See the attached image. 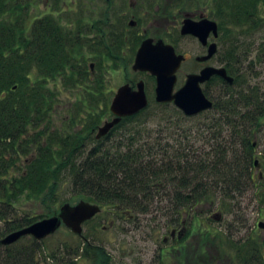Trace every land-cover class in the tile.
<instances>
[{"label":"trees","instance_id":"obj_1","mask_svg":"<svg viewBox=\"0 0 264 264\" xmlns=\"http://www.w3.org/2000/svg\"><path fill=\"white\" fill-rule=\"evenodd\" d=\"M226 2L227 7H223L220 17L223 34L230 32L226 24L228 19L237 25H247L249 30L251 24L254 27L264 22V17L256 16L254 12L260 0H221L222 6ZM7 3V0H0V206L15 207L22 196L37 199L41 194H44L43 203H56L58 191L65 183L71 182L75 194L118 209H123L120 205L124 204L131 206L132 211L145 212L152 209L150 206L156 198L169 197V207L177 216L172 222L178 223L185 212L195 211L201 201L237 198L245 193L252 158L246 150L248 136H239L238 132L245 125L246 119L241 111L249 100L244 84L253 72V66L242 67L248 54H244V58L236 56L231 64L236 68L235 82L226 86V90L215 99L213 108L208 110L212 114L206 128L212 132L209 137L213 141L212 157L188 152L182 139L178 138L183 136V131L186 138L189 135L186 130L178 132L176 123L174 132L170 136L164 135L173 138V143L159 140L163 134L151 141L149 138L154 135L146 130L148 123L138 118L144 111L122 119L120 123L124 125L118 140L111 138L112 130L105 140H97L94 131L99 124H94L87 136L89 139L74 136L69 142L70 138H62L55 144L43 145L38 143L39 129L53 121L55 106L60 101L59 83L66 87L80 86L88 76L87 66L78 60L85 59L81 29L88 25L92 27V23L84 22L71 28L60 25L52 16L54 14H50L47 16L50 18H39L28 28L20 23L23 22L20 16L8 21V15L24 8L9 11ZM226 10L230 11V16ZM28 16H25L26 21ZM52 80L57 90L50 86ZM233 114L242 116L240 121L238 117L237 124L233 122ZM181 115L188 119L192 117ZM166 123L162 130L169 133L168 126H172L169 121ZM33 127L38 130L34 135L30 132ZM30 137L33 139L29 140ZM90 143H94L91 148ZM32 145L37 146L36 154L25 159L22 162L25 166H22L16 157L29 153L32 147L27 146ZM56 212L58 210L54 209L38 217L22 216L9 220L2 214L0 217L9 224L7 232H12ZM79 237L85 238V235ZM0 246L3 248L0 264H36L32 248L25 250L26 253L13 255L8 254V245ZM85 252L98 257L97 249L86 238L71 254L72 257H81ZM213 258L211 255L212 261Z\"/></svg>","mask_w":264,"mask_h":264},{"label":"rangeland","instance_id":"obj_2","mask_svg":"<svg viewBox=\"0 0 264 264\" xmlns=\"http://www.w3.org/2000/svg\"><path fill=\"white\" fill-rule=\"evenodd\" d=\"M124 1L127 6L128 0ZM168 1L170 6L178 8L182 7V2L188 1V3L183 6L188 7L192 5L191 2L194 0ZM7 2L8 10H15L18 8L20 10V8H24L20 10L19 13L14 12L11 16L8 15V21H14L17 16H20L23 21L20 23L26 24L27 27L32 25L39 18L45 20L46 18H50L51 16L47 17L50 14H54L52 16L54 19H57L60 25L69 24L79 26L80 23L83 24L84 22H88V24L92 23L91 30L86 32L88 40L84 39L85 43L83 44V57L85 59L82 61L81 59L78 60V63H83L87 66L90 73L85 80L80 82V86H73V84L72 86L66 87L63 83H59L58 90H60V101L55 106V114H53L52 123L46 126L44 125L39 129L41 133L39 144L45 145L48 142L55 144L58 141H62V138H65V140L70 138L68 140L69 142L74 136L83 140L88 136L94 124H99L98 126L100 127L106 120L113 118L114 114L111 112L110 104L116 90L125 83L135 85L139 80L143 79L146 82L149 105L138 118L139 121H146L148 123L149 126H146V130H150L152 135H154L149 139L152 141L155 139L153 137L163 134L159 137V140H170L172 142L173 138L164 135L170 136V134L174 132L173 126L178 124V132L186 130L189 135V137L186 138L185 132L183 131V136L178 138L180 140L182 139V144L188 148V152L199 156L201 155L202 157H204V155L205 157L211 156L210 151L213 141L209 137L212 135V132L206 129L210 122V117L212 116L211 112L208 110L203 111L189 119L182 117L181 113L184 114V112L173 102L165 103L168 105H163V103L156 101V80L154 79V75L147 71H136L133 69L137 49H135V44L133 46V41L131 39L132 35L134 36L139 28H132L133 31L131 30L130 40L128 38L126 39V37L129 36V31H127L125 27L128 25L129 17L119 14L113 21L110 20L108 24L109 27L106 28V23L102 20L104 18L102 16L105 0H77L74 7L70 6V9L76 7L78 9L77 11H68L69 3L74 5L73 0H7ZM55 2H57L58 5H55ZM114 2L117 1L114 0ZM54 6H56L55 8H57V10H54ZM223 7L226 9L227 2L224 3V6L221 4L222 10ZM256 7L257 10L254 11L257 14L256 16L264 17V0H260V3L258 2V6ZM79 10H86L88 15L85 14L82 16L83 13L82 15L78 14L80 13ZM12 12L13 11L10 13ZM227 12V16H230V11ZM221 13L223 14V11H221ZM27 15H29V18L26 21L25 16L27 17ZM5 17L7 16L5 15ZM25 21L28 22V25ZM226 24L229 26L230 32L224 33L226 36H222L221 38V58L228 50L232 51L230 56H233V58L235 56L244 58V54H248L247 62H245L242 67L248 68L249 66H253L252 74L248 75L250 80L249 85L256 83L264 89V22H259L256 24L257 26L254 25V27L253 24H251V30L248 29L249 27L247 25H237L229 22V19ZM115 27L118 28V31ZM83 30L84 29L81 30L82 33L84 32ZM116 31L120 35L115 34ZM29 32L30 29L27 31V35H29ZM174 36L173 34V37ZM123 38L126 39L124 42H122ZM174 38L176 39L174 40ZM174 38H172L171 42L176 45L175 47H177L179 52H183L188 46L191 48L195 47V43L193 44L191 41L177 39V37ZM199 51L198 49L197 52ZM249 61H253L254 63ZM94 62L96 63L92 67V72H94L95 75L91 77L90 63ZM188 66L190 65L185 64V67H183L175 88L180 87L184 83L186 77L183 71L188 70ZM54 83L55 81L53 80L49 82L50 86L56 87ZM220 91H217V88H209V92L215 98L219 97ZM165 120H167L166 122L169 121L172 126H168L169 133L165 129L162 130L163 127L167 125ZM123 125V123H118L117 126L115 125L111 132L112 139H119L118 135L121 133L120 131H122ZM37 131L38 130L33 127L30 132L34 135ZM227 135L228 134H226V136ZM32 139L33 138L30 137L29 140ZM90 144L89 146L91 148L94 143ZM178 146L182 147V145ZM27 147H32L29 153H24L16 157V161H19V164L22 166H25L22 163L25 162V159L32 157V154H36L37 146L32 145ZM12 165L13 163H10V166ZM21 169H26V167ZM22 170H20V173ZM43 197L44 194H41L37 199L31 198L30 196H22L16 201L15 207L2 204L0 206V214L7 216V220L22 216L38 217V215H45L49 213L50 210L54 209H57L58 212L56 213H59L60 206L66 203V200H69L71 204H76L81 200L94 203V201L88 199V197L84 195L75 194L71 182L65 183L61 190L58 191L56 203H43ZM241 200V196L237 198H212V200H207V202L209 201L214 204L211 213L205 210L207 207L205 205V203H207L206 201H201V203L198 204L197 210L189 211L190 215L200 214L202 220L206 223L208 219H210V215L214 214L216 211L222 213V218L219 221L212 218L210 220L213 230H217L215 235L209 231H203L202 233L199 228L194 230L193 235L195 236L190 237L189 241H187L186 258H188V264H197L196 261L198 256L202 254L200 251L202 245L208 248H205V252L202 254L203 264H209L210 262H214L213 264H240L233 259L234 255L231 253L233 252L231 242L234 238V228L236 225L234 224L233 214L236 207H238V202ZM164 205L168 207H163ZM169 205V197L168 199L167 197L166 199L156 198L154 203L150 206L152 209L145 212L134 210L133 213L136 214L134 220H129L126 216L121 217L124 216L123 211H125V209H118L114 205H104L101 213L83 226V234L85 238L90 241L94 249H97L96 253L98 257H95V255L90 252H85V256L82 255L80 257L77 255L76 257H72L71 252L75 251L77 246L85 241V238L79 237L78 234L73 232L72 229L65 224L55 233L44 239H37L32 235L21 237L18 241L8 245V254L17 255L23 252L26 253L25 250L32 248L33 251H35L33 253V260L36 264H157L158 260L154 253L160 246L166 245V243L163 242V237L168 234L167 232L171 227L170 222L177 218L175 212L171 210ZM203 212L205 213L202 214ZM181 217L182 215L180 218ZM8 226V222L2 220L0 217V240L11 233L9 230L7 232ZM233 230L234 232H232ZM212 235H214V238ZM204 239L206 240L204 241ZM0 245L3 244L0 243ZM2 250L3 248H0V251ZM207 250L209 253L206 256ZM211 255L214 257L213 261ZM179 260L180 257L178 256V260L175 262L180 264ZM159 261L167 264V259L165 258Z\"/></svg>","mask_w":264,"mask_h":264},{"label":"flooded vegetation","instance_id":"obj_3","mask_svg":"<svg viewBox=\"0 0 264 264\" xmlns=\"http://www.w3.org/2000/svg\"><path fill=\"white\" fill-rule=\"evenodd\" d=\"M115 1L117 2H114V0H105L102 16L104 18L102 20L106 23L105 27L108 28L110 20L113 21L117 15L121 14L123 16L129 17L130 19L128 21V25L125 27V29L129 31V36H127L126 39L128 38L130 40L132 28H139L137 33H135L134 36L132 35L131 39L133 41V46L135 44V49H137L136 53L143 40L147 38H153L154 43L162 39L165 43L173 44L174 47L176 45L171 42L172 38L174 37H177V39L179 38L191 41L193 44L195 43V47L191 48L188 46L183 52H179L177 47H175L177 53L184 55V60L177 71V83L179 74H181L185 64L190 65L188 66V70L183 71L186 77L185 81L189 74L200 73L206 67H224L227 71V75H230L234 78L233 82H229L220 74L214 73L209 79L203 81L200 86L206 94V97H209L213 102H215V99L217 98L212 96V94L209 92V88H217V91L221 90V94L222 91L226 90V86H229V84H233L235 82L236 68L231 64H233L236 60V56L234 58L233 56H230V54H232V51L230 50H228L222 58L220 55L221 38L222 36H225L220 25V15L222 14L221 4H223L221 3V0H194L191 2L192 5L188 7H183L188 3V1H184L182 2V7L178 8H173L170 6L168 0H128L127 6L125 5L124 0ZM73 2L74 5L69 3L68 11L78 10L76 7L70 9V6L74 7L76 5L77 0H73ZM55 5H58L57 2H55ZM55 7L56 6H54V10H57ZM79 11L80 13L78 14L82 15L83 13L82 16L85 14L88 15L86 10ZM205 18L216 21L218 24L217 33H215L213 30L210 31L205 42L195 34L182 33V25L186 19H191L192 21L198 22ZM64 26L71 28L76 27L69 24H64ZM91 28V26L82 27L84 32L80 36L81 40H88V37H86V32L91 30ZM115 28L118 31V28ZM117 31L115 34H118ZM173 34L175 35L174 37ZM126 39L123 38L122 42H124ZM175 39L176 38H174V40ZM212 45H215L216 49L215 52L210 55V49ZM198 49L200 50V53L197 52ZM95 63L96 62L90 63L91 77L95 75L94 72H92V67L95 65ZM89 73L90 71H88V74ZM247 78V83L243 84L245 85L244 90L247 92V97H249V100L248 104L243 108L244 110L241 111V114L246 119V122L245 125H243V130H239L238 134H240L239 136H243L244 134L248 136L249 147L246 148V150L248 153H250L252 163L250 164L249 168V185L245 190V193L241 196L242 200L238 202V207H236L233 214V219L235 221L234 224L236 225L234 228V238L231 242V247L233 248V252L231 253L234 255L233 259L238 261L237 263L264 264V89L256 83L249 85L250 80L249 77ZM131 85L134 87L136 86V84ZM241 114H233L235 118V120H233L234 123L237 124L238 117L239 121L242 119L240 118L242 117ZM98 129L99 127L94 131L96 138V132H98ZM105 138L106 135L104 137L97 138V140L101 141L102 139L105 140ZM84 139L86 140L89 138L87 137ZM94 203L98 204V202ZM98 205H100L101 209L103 210L104 205L101 203ZM205 205L207 206L205 210L211 213L214 204L212 202H207ZM120 207L126 209L123 211L124 216L121 217L126 216V218L129 220H134L136 218V214L131 210V206L121 204ZM197 208L198 205L196 210ZM204 213L205 212L202 214ZM189 215V211L185 212L182 219H180V222L173 224L170 222L171 227L167 232L168 234L163 237V242L166 243V245L160 246V248L154 253L157 257L156 259L158 260V263L160 262V259L162 260L165 258L167 259V264H177L175 261L178 260L179 256L180 264H188V258H186L187 241H189L190 237L195 236L193 235L194 230L199 228L201 229L202 233L203 231H209L215 235L217 230H213L210 220L212 218L219 221L222 218V213L217 211L210 215V219H208L207 223L202 220L200 214ZM88 222L90 221L88 220L84 224ZM232 232H234V230ZM214 235H212L213 238ZM204 250L205 246L203 245L200 250L202 254H204ZM202 254L198 256L196 261L197 264H203Z\"/></svg>","mask_w":264,"mask_h":264},{"label":"water","instance_id":"obj_4","mask_svg":"<svg viewBox=\"0 0 264 264\" xmlns=\"http://www.w3.org/2000/svg\"><path fill=\"white\" fill-rule=\"evenodd\" d=\"M134 23V22H131ZM182 33H192L204 42L210 33H217L218 24L209 18L201 21L186 19L182 25ZM216 46L212 45L210 55L215 52ZM184 60V55L177 53L171 43L160 39L156 43L153 38L143 40L136 53L133 69L147 71L156 78L155 99L159 103L173 102L187 116H195L205 110L212 109L214 102L206 97L201 83L209 79L214 73L220 74L227 81L233 82L234 78L227 75L224 67H206L200 73L188 75L185 83L176 89L177 71ZM146 83L139 80L136 86L130 83L121 85L111 101L110 109L114 114L112 119L106 120L98 129L97 138L107 135L124 117L133 116L144 110L149 105ZM101 207L96 203L81 200L76 204L70 202L60 206L59 213L35 221L29 226L15 230L0 240V243L9 245L25 235H32L37 239H44L55 233L63 224L72 229L79 236L83 234V224L100 213Z\"/></svg>","mask_w":264,"mask_h":264}]
</instances>
